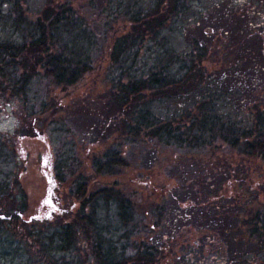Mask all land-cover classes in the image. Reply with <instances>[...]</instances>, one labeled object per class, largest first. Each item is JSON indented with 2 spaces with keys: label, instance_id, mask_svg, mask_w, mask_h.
<instances>
[{
  "label": "trees",
  "instance_id": "trees-1",
  "mask_svg": "<svg viewBox=\"0 0 264 264\" xmlns=\"http://www.w3.org/2000/svg\"><path fill=\"white\" fill-rule=\"evenodd\" d=\"M194 1L160 0L155 9L147 11L138 1L121 0L99 9L101 19L115 9V15L127 19L130 31L114 39L107 72L112 87L107 95L110 99L101 115L95 117L89 133L94 147L109 142L116 133L120 134L116 145L126 140L120 151L109 150L102 157H93L96 175L122 174L132 161L137 162V148L142 153H157L164 148L185 155L198 147L205 152L208 147L222 145L229 153L264 162L263 69L259 66L261 56L251 50L262 43L261 36L248 34L249 23L242 22L243 26L230 34L234 46L228 42L226 47L230 54L237 52L238 45L241 51L233 64L220 68L205 66L210 56L205 44H210V37L205 32L207 41L193 40L197 52L175 58L159 36L168 20L181 21L189 15ZM19 2L0 0V95L19 104L25 117L32 120L29 131L36 135L38 121H56L64 113L63 105L53 95L58 90H71L93 73L94 49L99 41H106L102 40L105 31L100 32L99 20L95 29L90 27L80 10L68 4H48L33 21ZM91 7L97 10L96 5ZM148 37L157 42L147 43ZM237 37L242 41L237 43ZM163 52L169 56L160 55ZM173 100L196 106L195 113L190 110L185 115L189 124H179L184 121L183 114L164 117L156 112L157 105ZM221 100L238 113L247 114L251 121L233 120L219 109ZM75 106L80 114L93 116L82 109L84 105ZM64 131L59 126L54 132ZM125 147L131 161L124 156ZM69 154L63 151L57 156L54 169L57 181L70 185L72 198L81 203V208L71 212L72 217L51 234L42 231V235L33 229L32 237L42 244L44 256L35 259L41 264H72V259H87L90 264H184L187 259L178 252L181 238L188 233H203V243L225 248L227 256H222V264H264V202L249 208L241 198L225 194L221 180L229 182V174L213 173L218 183L211 184L200 176L192 186L179 184L167 190V197L149 218L150 212L140 215L133 199L120 189L91 191L81 166ZM4 198L12 200L11 208L6 207L8 224L21 223L19 215L24 211L13 201L7 181L0 183V205L4 206ZM84 243L91 255H85L81 247Z\"/></svg>",
  "mask_w": 264,
  "mask_h": 264
},
{
  "label": "rangeland",
  "instance_id": "rangeland-1",
  "mask_svg": "<svg viewBox=\"0 0 264 264\" xmlns=\"http://www.w3.org/2000/svg\"><path fill=\"white\" fill-rule=\"evenodd\" d=\"M120 1L20 0L19 2L21 8L26 11V16L33 21L40 17L48 4H68L75 10H80L81 15L93 29H95V21L99 20L100 32L105 31L102 40L106 39L107 44L104 45L106 41L104 43L99 41V46L94 49L95 64L92 74L86 76L71 90L67 92L58 90L53 95V98L63 105L64 113L58 115L56 121L49 118L38 121L36 128L39 132L37 131L36 135L29 131L32 120L25 117L26 114L22 112L19 104L0 95V183L7 181L12 188L13 201L24 211L22 215H19L21 223L9 225L7 222L9 211L6 207L11 208L12 200L4 198V206L0 205V264H41L35 259L44 256L42 244L38 238L32 237L33 229L36 228L39 234H42V231L45 234H51L62 221L72 217L71 212L74 213L81 208V203L72 198L70 185H61L57 181L54 165L57 162L56 157L63 151L70 152V159L79 163L81 172L90 182L91 191L96 192L105 187L120 189L133 199L136 203L134 206L140 215L143 211L150 212L149 218H152L156 205L161 204L165 198L167 190L179 184L192 186L200 176L206 177L211 184L218 183V177L213 173L229 174L232 177L229 182L221 180L224 193L241 198L242 203L249 208L258 207L264 202V162L245 155L229 153L222 145L208 147L205 152H200L201 148L198 147L185 155L183 152L164 148L158 149L157 153L153 150L142 153L137 148L134 153L137 162L129 163L131 167L122 171V174L113 177L96 175L92 167L93 157H102L109 150L120 151L121 145L126 140V138L122 139L116 145L115 141L120 139V134L116 133L111 135L109 142L94 147L89 138L90 128L97 120L95 117L101 115L106 106L105 103L110 99L107 95L112 87L107 72L112 62L111 51L114 39L123 37L130 31L127 19L118 14L115 15V9L111 10L112 14L109 17L102 19L99 9L107 8L108 4H116ZM135 1L142 4L148 11L151 7L153 9L155 4L157 6L160 0ZM91 4L96 5L97 10L94 11ZM232 18L234 19L231 21ZM203 20L207 21L203 22ZM197 22L200 24L199 29H197ZM242 22L249 23L248 28L251 33L248 34L261 36L262 43L258 48L251 50L257 51L256 53L261 56L259 66L263 70L260 76L264 85V0H195L191 13L181 21L168 20L165 30L159 37L164 39L163 42L168 51H171L176 58L191 56L193 52H197L193 40L207 41L203 38L204 32L207 33L210 44H205L210 56L205 66L212 70V68L218 66L220 68L224 64L230 65L235 62L241 48L239 49L238 45L235 49L237 52L230 54L226 47L228 42L234 46L235 42H231L230 34L240 26L242 27ZM227 32H229L228 36ZM152 40L148 37L147 43L154 45L157 42ZM241 41L242 37L237 43ZM164 54L169 56L168 52L160 53V55ZM187 102L185 100L163 102L157 105L156 112L164 117L173 114H177L178 117L181 114L185 116L190 110L195 113L196 106ZM75 104L84 105L82 109H85L89 115L93 113V116L88 118L80 114ZM219 109L229 113L235 121H251L247 114L238 113L223 100L219 102ZM181 119L184 121L179 124L190 120L186 116ZM59 126L65 129L64 134H55L54 131L58 130ZM185 131L183 127L182 132L185 133ZM123 150L125 158L131 161L129 150L126 147ZM50 200L53 205L49 202ZM142 215L145 216V213ZM31 218H36L34 221L38 224L31 222ZM22 221L27 225L23 226ZM181 239L182 246L179 245L178 253L180 257H186L187 263L184 264H215V262L222 264L224 262V259H221L222 256H227L225 248L219 250L215 245L203 243L205 240L203 233H188ZM186 242H188L187 245L183 246ZM81 247L85 255H91L86 243ZM72 264H90V262H87V259L79 261L72 259Z\"/></svg>",
  "mask_w": 264,
  "mask_h": 264
},
{
  "label": "flooded vegetation",
  "instance_id": "flooded-vegetation-1",
  "mask_svg": "<svg viewBox=\"0 0 264 264\" xmlns=\"http://www.w3.org/2000/svg\"><path fill=\"white\" fill-rule=\"evenodd\" d=\"M49 202L51 203V205H53L51 200Z\"/></svg>",
  "mask_w": 264,
  "mask_h": 264
}]
</instances>
